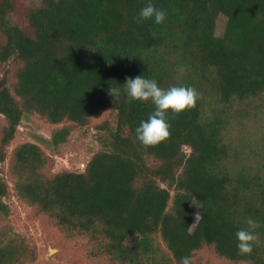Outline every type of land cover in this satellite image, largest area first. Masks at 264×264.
Instances as JSON below:
<instances>
[{"label":"trees","instance_id":"trees-1","mask_svg":"<svg viewBox=\"0 0 264 264\" xmlns=\"http://www.w3.org/2000/svg\"><path fill=\"white\" fill-rule=\"evenodd\" d=\"M16 2L0 0V66L10 67L0 70V163L28 113L60 125L55 149L106 109L115 114L96 126L101 148L81 171L49 176L39 144L16 146L18 195L112 264H172L155 233L176 264H195L205 245L264 264V0H152L167 12L161 24L138 18L148 0H31L20 14L27 26L15 21ZM137 75L200 93L193 108L169 113L170 136L154 146L135 132L152 103L108 91ZM246 114L256 132L242 130ZM8 189L0 175V216ZM249 218L259 221L257 239L242 254L235 233ZM26 257L18 240H0V264Z\"/></svg>","mask_w":264,"mask_h":264},{"label":"rangeland","instance_id":"rangeland-1","mask_svg":"<svg viewBox=\"0 0 264 264\" xmlns=\"http://www.w3.org/2000/svg\"><path fill=\"white\" fill-rule=\"evenodd\" d=\"M30 4L31 0L16 2L15 21L21 26H27L26 20L20 14L24 13ZM224 23L225 21L219 19L216 28L218 35L222 33ZM11 64L16 66L14 61H11ZM6 69L10 67L6 64L0 66V70ZM234 107L238 109V105ZM247 114L246 117L243 116L246 119L243 123L244 127H241L242 130L259 129ZM114 119L113 110L106 109L99 118H92L88 127L82 130L75 129L69 136V140L55 149L50 145L49 140L54 130L60 128V125L51 124L38 114L28 113L23 117L15 139L7 148V157L0 163V175L9 185L4 200L10 210L7 215L0 216V240L8 242L16 239L25 245L27 257L24 264H112L103 256L96 257L91 254L90 249L92 250L93 246L87 238L69 236L56 224L54 218L41 212L18 195L15 186L17 178L13 167V150L23 142L31 141L39 144L50 157L45 169L49 176L65 169L81 171L85 169L93 154L101 148L98 141L101 133L98 134L96 126L105 121L113 123ZM4 124L5 119L0 115V128ZM236 133L235 127L232 130L233 139H236ZM154 162L150 159V163ZM153 238L160 248V253L170 258L172 264H176L161 235L155 233ZM192 260L195 264H246L220 257L213 247L206 245L195 252Z\"/></svg>","mask_w":264,"mask_h":264},{"label":"clouds","instance_id":"clouds-1","mask_svg":"<svg viewBox=\"0 0 264 264\" xmlns=\"http://www.w3.org/2000/svg\"><path fill=\"white\" fill-rule=\"evenodd\" d=\"M167 12L148 0L146 5L140 9L138 18L141 20H153L156 24L165 21ZM131 59V58H130ZM122 85V87H121ZM109 94L113 98L120 96L121 92L133 101L151 102L153 111L146 120H142L136 127V139L144 146H154L166 140L170 136L169 113L179 114L187 109L193 108L200 99V93L192 86H170L161 88L155 79L145 78L143 75L127 77L123 84L109 87ZM200 219L195 215L191 227ZM249 228L239 229L235 235L237 238V249L242 254H250L253 251V243L257 236L251 230L259 226V221L251 218L247 221ZM182 264H190V258L182 257Z\"/></svg>","mask_w":264,"mask_h":264}]
</instances>
